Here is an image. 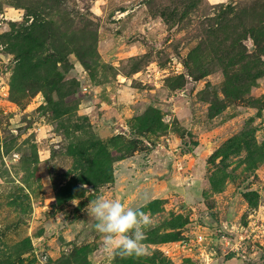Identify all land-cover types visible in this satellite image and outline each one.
<instances>
[{"label": "rangeland", "instance_id": "1", "mask_svg": "<svg viewBox=\"0 0 264 264\" xmlns=\"http://www.w3.org/2000/svg\"><path fill=\"white\" fill-rule=\"evenodd\" d=\"M0 264H264V0H0Z\"/></svg>", "mask_w": 264, "mask_h": 264}, {"label": "clouds", "instance_id": "2", "mask_svg": "<svg viewBox=\"0 0 264 264\" xmlns=\"http://www.w3.org/2000/svg\"><path fill=\"white\" fill-rule=\"evenodd\" d=\"M88 216L102 237V250L114 259L141 257L147 254L143 241L154 223L143 208L126 207L122 199L97 197L89 202Z\"/></svg>", "mask_w": 264, "mask_h": 264}, {"label": "built area", "instance_id": "3", "mask_svg": "<svg viewBox=\"0 0 264 264\" xmlns=\"http://www.w3.org/2000/svg\"><path fill=\"white\" fill-rule=\"evenodd\" d=\"M193 236L188 237L187 239H182L177 241V243H174L170 246V248H181L184 251H191L196 246L202 245L206 241V235L199 229L193 231ZM223 239L226 240V244L228 245L227 238L223 236ZM166 251H169V249H166Z\"/></svg>", "mask_w": 264, "mask_h": 264}, {"label": "water", "instance_id": "4", "mask_svg": "<svg viewBox=\"0 0 264 264\" xmlns=\"http://www.w3.org/2000/svg\"><path fill=\"white\" fill-rule=\"evenodd\" d=\"M88 5H89V3L85 2L82 7L86 8ZM191 92H192L191 88L185 90V93H187V94H191ZM121 131L124 133H127V130L125 128H122V127H121ZM171 174H172V169H169L168 173L163 174L162 178L167 179L171 176ZM228 225L231 226V223L229 222Z\"/></svg>", "mask_w": 264, "mask_h": 264}, {"label": "crops", "instance_id": "5", "mask_svg": "<svg viewBox=\"0 0 264 264\" xmlns=\"http://www.w3.org/2000/svg\"><path fill=\"white\" fill-rule=\"evenodd\" d=\"M229 223V222H228Z\"/></svg>", "mask_w": 264, "mask_h": 264}]
</instances>
